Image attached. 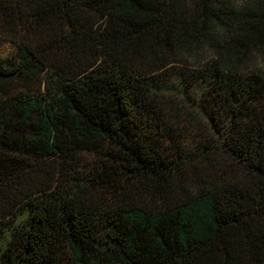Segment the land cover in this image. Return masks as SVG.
<instances>
[{
	"label": "trees",
	"instance_id": "trees-1",
	"mask_svg": "<svg viewBox=\"0 0 264 264\" xmlns=\"http://www.w3.org/2000/svg\"><path fill=\"white\" fill-rule=\"evenodd\" d=\"M183 3L0 0V264H264V78L176 67L234 19Z\"/></svg>",
	"mask_w": 264,
	"mask_h": 264
},
{
	"label": "clouds",
	"instance_id": "clouds-1",
	"mask_svg": "<svg viewBox=\"0 0 264 264\" xmlns=\"http://www.w3.org/2000/svg\"><path fill=\"white\" fill-rule=\"evenodd\" d=\"M256 0H208V7L219 10L225 5L233 14L231 28L219 25L210 34L215 45L185 39L172 53V62L188 73H201L209 67H217L224 75L264 78V45L250 44L247 49L237 51L234 39L243 29L244 20L254 9ZM196 8L193 0H184L181 14L190 16Z\"/></svg>",
	"mask_w": 264,
	"mask_h": 264
}]
</instances>
